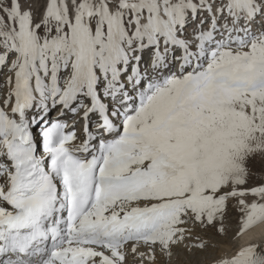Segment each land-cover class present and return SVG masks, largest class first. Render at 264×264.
<instances>
[{"label":"snow or ice","instance_id":"1","mask_svg":"<svg viewBox=\"0 0 264 264\" xmlns=\"http://www.w3.org/2000/svg\"><path fill=\"white\" fill-rule=\"evenodd\" d=\"M0 264H264V0H0Z\"/></svg>","mask_w":264,"mask_h":264}]
</instances>
